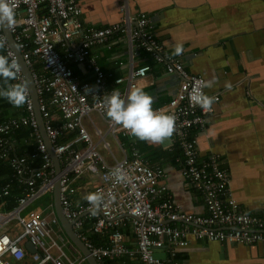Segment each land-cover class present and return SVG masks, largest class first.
<instances>
[{"label":"built area","instance_id":"2783aa9c","mask_svg":"<svg viewBox=\"0 0 264 264\" xmlns=\"http://www.w3.org/2000/svg\"><path fill=\"white\" fill-rule=\"evenodd\" d=\"M127 2H118L122 15L118 23L84 28L77 18L80 8L72 0H18L15 13H20L22 25L17 23L10 32L25 64L30 68L43 128L58 157L61 171L57 174L48 146L40 138L38 149L44 160L43 167L34 169L24 156L17 154L18 146L12 130L30 125L38 133L39 121L28 88L26 113L19 119L9 118L0 125V159L9 157L11 166L10 179L0 188V199L12 197L13 179L26 185L25 193L19 198L21 204L7 213L0 212V227L10 220L14 223L13 235L0 234V264H15V261L22 259L26 241L44 250L43 260L51 259L54 264H64L60 257L55 258L47 251L42 239L49 234L53 220L38 206H28L32 198L44 188H49L57 178L60 180V202L66 218L81 229L80 214L93 213V231L106 235L108 245L85 243L98 264H104L105 258L122 255L135 257L142 264H178L169 246L186 245L188 235L209 242L264 241V215L255 216L239 209L236 196L229 188L228 172L220 162V152L214 150L207 158H199L196 152L198 135L205 128L210 111L193 107L190 95L197 82L207 80L206 77L187 71L181 61L185 51L181 55L164 52L163 45L150 31L152 20L143 11L130 12ZM27 34L30 35L29 39L26 38ZM76 36H81L79 44L61 53L58 46H64ZM113 36L127 40L133 50L150 53L168 73L178 77L179 85L167 105L153 109L175 116L176 130L171 138L180 144L182 160L174 166V170L204 192L206 213H187L181 204L173 200L164 183L166 174L161 167L149 166L138 158L105 162L84 125L83 119L93 110L105 114L104 98L113 91L106 84V74L96 64L97 55L91 52V48L108 42ZM0 38L6 41V55L15 60L20 69L17 82L27 85L18 56L10 46L4 29H0ZM33 56L42 60L43 66L50 72L49 77H40L32 68ZM86 60L91 62L96 72L93 82H79L68 65ZM149 70V65L129 69L130 79L125 91L120 92L121 97H126L133 87H146ZM122 80L120 76L114 78L116 83ZM49 104L59 110L58 126L53 122ZM109 123L112 131H126L111 120ZM71 129L77 130V136L59 143L61 134ZM115 167L123 170L125 181L117 183L109 175V170ZM84 169L99 170V183L92 192L103 193L106 198V202L94 212L90 210L88 202L74 204L68 197V193L75 190L70 178L73 174H81ZM109 193L114 194L115 199L108 200ZM156 199L161 201L155 204ZM125 219L130 220L136 235L133 247L124 242V232L120 229ZM77 234L78 238L84 237L81 231ZM158 249H167L168 252L165 256H159L156 253ZM34 257L37 259L39 255Z\"/></svg>","mask_w":264,"mask_h":264},{"label":"crops","instance_id":"0c3cea01","mask_svg":"<svg viewBox=\"0 0 264 264\" xmlns=\"http://www.w3.org/2000/svg\"><path fill=\"white\" fill-rule=\"evenodd\" d=\"M72 1L80 8L77 18L84 28L103 27L121 20L122 15L118 10L120 0ZM127 5L130 12L143 11L152 20L150 31L163 45L164 52L174 55L175 45L182 44L185 53L181 61L187 71L215 81L211 88H205L208 96H217L218 99H214L212 110L207 115V124L198 135L196 152L199 158H207L212 151H219L220 162L228 172L229 188L236 196L239 209L255 216L264 215V0H128ZM15 15L17 23L22 25L20 13L16 12ZM26 38L29 39L30 35L27 34ZM80 39L81 36H76L64 46L59 45V51L64 53L69 47H75ZM91 52L97 55L95 62L106 74V84L119 92L126 89L130 79L129 69L149 65L146 77L148 85L143 89L152 97L153 108L167 105L179 85L178 77L168 73L150 53L133 50L127 40H120L117 36L104 44L92 46ZM0 54L6 55L4 48L0 49ZM68 65L79 82H93L96 72L90 61L70 62ZM32 68L42 78L50 76L39 57L33 56ZM118 76L123 78L120 83L114 81ZM225 82L231 84L230 89L225 88ZM4 83L0 80V85ZM49 110L54 124L58 126L59 110L51 104ZM25 113V105L16 108L0 98V125L12 117L19 119ZM91 113L101 119L105 134L95 124ZM91 113L83 119V123L105 162L138 158L149 166L161 167L166 174L164 183L171 197L182 205L185 212L197 215L207 212L204 192L174 170V166L182 160V149L178 142L173 138L163 145L141 141L127 131H112L106 114L95 110ZM12 134L18 146L17 154L24 156L30 167H43L38 138L46 142L49 152L50 144L40 124L38 133L32 126L22 125L13 129ZM76 136V129L65 130L58 142L65 143ZM107 136L112 137L119 155L105 141ZM103 150H107L106 155ZM10 173L9 157L0 159V188L10 179ZM99 179V170L84 169L81 174H73L70 181L75 190L68 193L69 199L74 204H86L84 194L92 192ZM11 189L12 200L7 207L19 203L18 198H22L26 185L13 179ZM54 191L52 184L28 203V206L42 208L53 220L49 234L42 237L44 246L55 258L60 257L64 264H89L86 256L66 236L58 220ZM160 201L156 199L154 203ZM83 213L80 214L81 229H77L74 222L67 218L72 222L76 235L80 231L83 233L84 237L79 238L84 244L108 245L106 235L92 229L95 221L93 213ZM120 229L124 232V242L133 247L136 235L130 220L125 219ZM0 231L13 233L10 224H5ZM95 235L104 240L94 239ZM186 241L182 247L169 246L178 264H264V241L209 242L192 235H188ZM36 251L35 246L28 245L24 257L14 263L40 264L33 258ZM167 252V249L156 250L159 256H165ZM41 264L54 262L42 261ZM104 264L142 263L135 257L122 255L105 258Z\"/></svg>","mask_w":264,"mask_h":264},{"label":"clouds","instance_id":"9594fccd","mask_svg":"<svg viewBox=\"0 0 264 264\" xmlns=\"http://www.w3.org/2000/svg\"><path fill=\"white\" fill-rule=\"evenodd\" d=\"M17 6L18 0H0V29L10 30L17 25L15 15V9ZM5 43L6 41L3 38H0V49H3L5 47ZM182 53V44L175 45L174 54L181 55ZM19 70L20 69L15 60H11L8 56L0 54V80H3L5 82L3 85H0V98L7 100L9 104L16 108L24 106L28 101L27 85L20 82L10 83V81H15L17 79V73L19 72ZM214 82V80H201L197 82L196 87L193 88V91L190 95V103L193 107L199 106L206 112L212 110V105L215 102L214 97L208 96L203 91V89L211 88ZM224 86L227 89L231 88V84L229 82H225ZM152 104V97L143 88L133 87L128 91L126 97L123 98L121 97L119 91L113 90L109 92V94L104 98L103 106L107 118H109L114 124L126 130L131 136L141 141H147L152 144L163 145L166 140H170L176 130V118L174 115L169 114L163 110H154ZM109 175L117 183L123 182L126 179L125 174L120 167L110 169ZM83 199L89 203V205L91 206L90 210L93 212L106 202L105 195L99 192L85 193ZM107 199H115L114 194L109 193ZM10 200H12L11 197L0 199L1 213H7L16 208L19 204H21L18 198V204L11 207H7L8 202ZM49 219L51 220V218ZM5 224L11 225L13 233L9 234L6 231H0V234L6 233L8 235H13V221L10 220ZM2 227H0V229ZM27 242L29 241H26V243ZM26 243L24 246V255ZM33 244L37 250L33 254L34 259H36L34 255H39L36 260L40 264L42 261L51 260H43L44 250L40 249L39 246H37L35 243ZM51 262L53 261L51 260Z\"/></svg>","mask_w":264,"mask_h":264},{"label":"water","instance_id":"95a60500","mask_svg":"<svg viewBox=\"0 0 264 264\" xmlns=\"http://www.w3.org/2000/svg\"><path fill=\"white\" fill-rule=\"evenodd\" d=\"M4 32H5V35H6L7 39H8V42H9L10 46L13 48V50L16 52V54L18 56V59H19V62H20L21 68H22V72H23V74L25 76V79L27 81V85H28V88H29L30 96H31V98L33 100L34 111H35L36 116H37V118L39 120L40 128H42L44 130L43 124H42L41 115H40V112H39V107H38L37 91H36L34 80L32 78V74H31L30 68H29L28 65L25 64V62H24V60L22 58L21 52H20V50L18 48V45L14 41L10 30L9 29H4ZM44 132H45V130H44ZM50 154H51L52 159L54 160V164L56 166L57 172H59L60 171V166H59L58 160L56 158V155L53 152L51 144H50ZM59 186H60L59 179L57 178L55 183H54V187H55L54 193H55V208H56V213H57L58 220L61 223V225H62V227H63V229L65 231L66 236L70 239V241L75 246H77L81 250L82 254L86 256L89 264H97L95 258L90 254L87 246L84 244V242L80 238L77 237L76 233L74 232V230L72 228V222L69 221L66 218V216L64 215V213L62 211V206H61V202H60V187ZM28 245L34 246V244L31 243L30 241L26 243V247Z\"/></svg>","mask_w":264,"mask_h":264},{"label":"rangeland","instance_id":"374dc122","mask_svg":"<svg viewBox=\"0 0 264 264\" xmlns=\"http://www.w3.org/2000/svg\"><path fill=\"white\" fill-rule=\"evenodd\" d=\"M91 114H92V113H91ZM92 115H93V119H94L95 124H96L99 128H101L102 131H103V134H105L106 129H105L104 125L102 124L101 119H100L97 115H95V114H92ZM88 126L91 127L90 124H88ZM105 141L108 142V143L110 144V147H111V149L113 150V152H114L116 155H119V149L117 148L116 144L113 142L112 137H111V136H107V137L105 138ZM103 153L106 155V154H107V150H103Z\"/></svg>","mask_w":264,"mask_h":264},{"label":"trees","instance_id":"16d2710c","mask_svg":"<svg viewBox=\"0 0 264 264\" xmlns=\"http://www.w3.org/2000/svg\"><path fill=\"white\" fill-rule=\"evenodd\" d=\"M16 82H17V81H16ZM98 238H101V240H99V241H102V239L104 240V238L101 237V236H99V235H95V236H94V239H97V240H98ZM96 242H98V241H96Z\"/></svg>","mask_w":264,"mask_h":264}]
</instances>
